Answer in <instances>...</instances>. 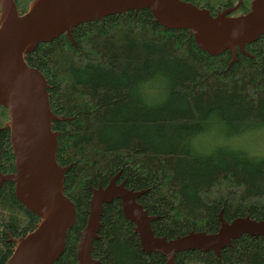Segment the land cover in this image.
<instances>
[{
    "label": "trees",
    "instance_id": "16d2710c",
    "mask_svg": "<svg viewBox=\"0 0 264 264\" xmlns=\"http://www.w3.org/2000/svg\"><path fill=\"white\" fill-rule=\"evenodd\" d=\"M23 14L33 0H14ZM212 15L251 0H182ZM39 43L25 56L45 77L58 132L56 161L71 165L64 194L76 220L65 249L53 264H75L84 227L89 187L106 185L120 173L126 187L146 190L137 202L150 216L155 236L172 239L189 231H217L218 213L230 221L264 219V152L242 138L264 132V35L229 64L228 51L211 56L187 30L166 29L147 9L111 14ZM8 111L0 106V173L15 172ZM216 138L210 142L211 130ZM209 141V142H208ZM242 143V144H241ZM243 144H247L243 147ZM39 218L14 196V184L0 185V264L17 238ZM92 257L98 264H164L160 254L141 250L134 225L118 200L103 205ZM175 264H264V240L247 234L213 252L187 250Z\"/></svg>",
    "mask_w": 264,
    "mask_h": 264
},
{
    "label": "water",
    "instance_id": "95a60500",
    "mask_svg": "<svg viewBox=\"0 0 264 264\" xmlns=\"http://www.w3.org/2000/svg\"><path fill=\"white\" fill-rule=\"evenodd\" d=\"M215 15L182 0H33L25 13L14 0H0V106L8 111L3 129L9 131L15 172L0 173L3 182L14 184V196L39 218L33 230L9 241L12 251L3 264H53L64 252L66 236L76 220L73 202L64 194V179L71 165L56 161L58 132L54 121L66 120L51 111L48 84L41 72L25 61L39 43L65 34L70 42L73 28L111 14L147 9L154 22L166 29L187 30L199 49L215 56L228 51L229 64L245 46L264 35V0H251L249 10L232 15L239 6ZM120 173L109 176L105 186L90 187L87 217L76 244L75 264H98L92 257L98 239L103 205L118 200L123 217L134 225L142 251L164 257L175 264V254L211 251L217 258L233 240L249 235L264 240V219L249 216L227 221L218 213L217 231H189L172 239L154 235L150 216L137 202L146 190L135 191L119 181Z\"/></svg>",
    "mask_w": 264,
    "mask_h": 264
},
{
    "label": "rangeland",
    "instance_id": "374dc122",
    "mask_svg": "<svg viewBox=\"0 0 264 264\" xmlns=\"http://www.w3.org/2000/svg\"><path fill=\"white\" fill-rule=\"evenodd\" d=\"M209 132H210L209 141L212 142L216 138V136L214 135V133L216 131H214V129H213ZM241 141L242 142H248L249 144H251L254 147V150L257 152L258 151L264 152V132H255L253 134L246 135L245 137L242 138ZM242 146L246 147L247 144H243Z\"/></svg>",
    "mask_w": 264,
    "mask_h": 264
},
{
    "label": "flooded vegetation",
    "instance_id": "af4514ba",
    "mask_svg": "<svg viewBox=\"0 0 264 264\" xmlns=\"http://www.w3.org/2000/svg\"><path fill=\"white\" fill-rule=\"evenodd\" d=\"M239 1H240V0H239ZM239 4H240V3H239ZM232 15H234V14H232ZM111 176H112V175H111ZM123 180H124V179H123ZM119 181H122V179H120V177H119ZM96 185H97L96 187H98L99 185L103 186L101 182H98ZM104 186H105V185H104ZM90 187H91V186H90ZM90 187H89V188H90Z\"/></svg>",
    "mask_w": 264,
    "mask_h": 264
}]
</instances>
